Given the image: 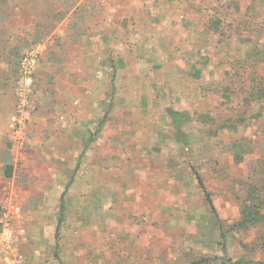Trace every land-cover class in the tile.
<instances>
[{
  "label": "rangeland",
  "instance_id": "obj_1",
  "mask_svg": "<svg viewBox=\"0 0 264 264\" xmlns=\"http://www.w3.org/2000/svg\"><path fill=\"white\" fill-rule=\"evenodd\" d=\"M246 14L264 26V0H0V59L11 71L7 76H14L6 78V87L18 90L19 60L35 48L44 50L34 95L27 96L24 107L26 123L28 115L55 113L64 120L70 113L75 119L85 109L93 126L95 106L102 105L104 115L112 109L101 145L103 177L138 189L129 191L133 197L159 201L152 210L167 211L150 218L155 220L150 233H129L119 238L125 246L117 254L104 260L100 253L86 254V264H189L223 253L220 229L194 172L211 193L219 217L237 221L236 191L244 190L240 179L247 181L252 165L264 157V101L250 103L240 84L228 89L232 67L239 62L242 73L240 62L256 42L258 72L264 76V35L238 30L225 36L231 26L252 24L240 21ZM48 26L55 28L36 42L38 31ZM171 110L187 115L182 133L174 132ZM6 113L0 100V121L7 123L0 127L6 138L0 145V216L5 200L13 197L19 217L26 197L19 179L28 159L23 158L25 145L14 146ZM164 115L167 131L162 138L156 129L159 145L153 147L149 129L139 123L156 118L162 124ZM126 123L135 124L133 134L122 131ZM26 131L31 140L35 132ZM57 145L53 150L71 153L78 147L70 140ZM149 156L156 162L151 167ZM180 161L187 164L181 183ZM10 164L13 175L7 177ZM153 185L158 190L148 191ZM25 211L32 218L31 207ZM26 226L16 230L18 239L29 231L23 264H64L62 248L51 249L46 228L38 232L36 224ZM226 251L264 262V227L230 231Z\"/></svg>",
  "mask_w": 264,
  "mask_h": 264
},
{
  "label": "crops",
  "instance_id": "obj_2",
  "mask_svg": "<svg viewBox=\"0 0 264 264\" xmlns=\"http://www.w3.org/2000/svg\"><path fill=\"white\" fill-rule=\"evenodd\" d=\"M43 54L44 50H41L34 79L39 74L40 70L38 69ZM6 67V62L0 59V100L4 104V110L8 112L5 116H9L7 120L10 128L11 115L18 111L24 118L27 116L24 107L27 103V96L30 100L34 95L35 81L28 92L21 88L12 90L8 86L6 87V78L8 77V81L14 76H7L11 71L8 72V67ZM20 72L21 64L18 67V84ZM59 108L61 110L63 106ZM111 110H106L107 113L104 115L102 105L95 106V115L92 119L93 126L87 123L85 109L84 111L79 110L75 114V119L71 118L70 113L65 114L64 120L56 118L55 113L45 118L28 115L27 131H34L35 135L31 140L26 139V147L23 151V158H27L28 163L23 166L24 172L21 173L23 176L20 177L19 181L23 188L25 187L26 197L22 204L23 214L21 212L19 217L16 216L14 228L17 230L21 224L25 227L29 223L36 224L34 227L38 232L40 229L43 232L46 228V231L49 232L46 236L50 239L51 249L58 251L62 248L64 264H86L87 261L84 262L82 259L86 254L100 253L102 260L109 255L117 254L125 246L124 242L120 243L119 238L127 239L129 233L134 231L150 233L151 224L155 223V220L151 221L150 218L161 214L165 215L167 212L166 210L151 209L152 203H160L157 200L143 199L140 197L141 195H134L133 197L129 194V191H137L138 189L130 188V186L124 188L123 185L112 182L108 176V179L103 177L105 164L101 145L105 133L104 128L108 123L107 117ZM171 111L169 112L171 125L176 132ZM167 120L165 116L162 124L156 118L139 123L140 127L146 124L149 129L147 136L150 137V142L154 144L153 147L159 145L155 139L156 129L159 130L158 136L163 138L167 131ZM6 125L7 123L4 124L0 121V127ZM39 126L45 129L38 130ZM134 126L135 124L126 123L121 129L126 133L133 134ZM182 127L177 130L179 133H181ZM44 130L46 131L44 132ZM118 133L119 131L116 132V135ZM65 140H70L74 146L78 144L73 153L70 150L69 152L53 150L57 144L59 146ZM5 141L4 135L0 134V145ZM149 158L152 161H148L146 165L149 164L151 167L156 162L153 161L152 157L149 156ZM184 162H179L176 172L179 173V176L181 175V178L178 176L180 183L183 180L182 170L187 167ZM149 173L150 171H148V175ZM195 177L197 178V175ZM140 186L145 187L146 185L140 184ZM147 190L157 191L158 189L153 185ZM69 193H74V197L70 196ZM27 207H31L32 218L25 211ZM33 208H38L39 213L32 211ZM131 223L134 225L128 227V224ZM26 229H28L27 226ZM140 238L143 239V236ZM29 240V231L25 237H20L17 240L18 264L26 262L25 248L28 246ZM0 264H8L7 259H2Z\"/></svg>",
  "mask_w": 264,
  "mask_h": 264
},
{
  "label": "trees",
  "instance_id": "obj_3",
  "mask_svg": "<svg viewBox=\"0 0 264 264\" xmlns=\"http://www.w3.org/2000/svg\"><path fill=\"white\" fill-rule=\"evenodd\" d=\"M253 18L246 14L240 21H244V24L247 25L251 22L252 24L250 26H241V24L238 26H231L229 31L225 32V36L230 38L235 33H238V30L247 31L249 33L257 32L264 35V32H262L264 26H256L257 23L253 21ZM54 28L55 26H48L47 28L44 27L40 29L37 34L38 38L36 42L43 40ZM258 54L259 45L256 42L250 53L240 62L242 73L238 71V69H240L239 62H236L235 66L232 67V80L230 88H228L232 90L237 84H240V88L250 103H261L264 101V76L258 72ZM22 60H19V65ZM236 64H238V67ZM171 115L176 130L180 129V127L188 121L187 115L183 111L172 110ZM182 132L181 130V133ZM13 170V165H8L6 167V176L11 177L13 175ZM195 173L200 187L206 194V199L220 229L222 236L220 243L223 244V253L202 256L189 264H264V262L256 261L246 254L233 256L226 251L227 235L230 231L249 232L255 228L264 227V157H261L252 165V171L247 181L240 179V185H243L244 190L243 192L236 191V196L240 201L239 219L233 223H227L219 217L211 193L207 190L200 174L198 172Z\"/></svg>",
  "mask_w": 264,
  "mask_h": 264
},
{
  "label": "built area",
  "instance_id": "obj_4",
  "mask_svg": "<svg viewBox=\"0 0 264 264\" xmlns=\"http://www.w3.org/2000/svg\"><path fill=\"white\" fill-rule=\"evenodd\" d=\"M40 58V49L35 48L28 52L21 63V76L19 89L30 91L34 83V74ZM26 102V101H25ZM26 105V103H25ZM22 109V107H21ZM12 139L15 148L23 147L26 143L25 130L26 121L18 111L11 115ZM18 216V205L13 197H9L3 204V210L0 216V263L7 259L8 264H18V255L16 253V243L18 235L14 228V220Z\"/></svg>",
  "mask_w": 264,
  "mask_h": 264
}]
</instances>
